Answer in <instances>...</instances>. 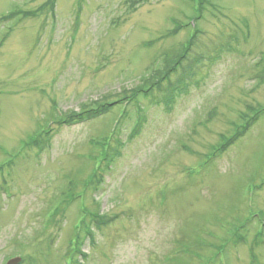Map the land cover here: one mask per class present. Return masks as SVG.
Here are the masks:
<instances>
[{
	"label": "rangeland",
	"instance_id": "1",
	"mask_svg": "<svg viewBox=\"0 0 264 264\" xmlns=\"http://www.w3.org/2000/svg\"><path fill=\"white\" fill-rule=\"evenodd\" d=\"M198 4L0 0V264H264V0Z\"/></svg>",
	"mask_w": 264,
	"mask_h": 264
},
{
	"label": "trees",
	"instance_id": "2",
	"mask_svg": "<svg viewBox=\"0 0 264 264\" xmlns=\"http://www.w3.org/2000/svg\"><path fill=\"white\" fill-rule=\"evenodd\" d=\"M202 2H203V0H199V11L197 12V15L196 16H198V15H200V13H201V9H202V7H204V5L202 4ZM195 16V18H194V21H195V19L197 18ZM164 61H166V67H167V69H166V71L164 72V75H166V74H168V72H169V70H170V68L171 69H173V67H170V62L168 63L167 61H168V59H167V55H166V58H165V55H164ZM174 66V65H173ZM166 67H163V69H165ZM155 72H158V71H155ZM145 81L148 83V82H150V78L148 77V79H145ZM149 84V83H148ZM158 86V85H160V82H158V83H150L147 87H144V88H142L141 90H136V91H145V92H147L148 91V89H150L151 87H153V86ZM141 88V87H140ZM140 88H138V89H140ZM244 116L246 117V119H248L247 118V115H245L244 114ZM246 122V121H245ZM244 127H247V124L246 123H244ZM239 131V130H238ZM232 137H230V139L229 138H226V139H224L222 142H221V149L222 148H224L226 145H227V143L228 142H230V141H232L233 139H231ZM257 178V176L255 175V176H252L249 180L250 181H248L247 182V184L245 185V187L247 188V190H249V191H251V192H253L255 189H257L258 188V185L256 186H252L251 184H252V182L255 180ZM255 214H257V215H259V218H260V220H261V218H262V213H255ZM250 217H253V214H250L249 215ZM100 220V217L99 216H94L93 217V221H98V219ZM238 220H240V217H236V218H234V222L232 223V227H233V229H231L230 227H228V225H227V229H228V233L227 234H225L223 237H221L219 240V244H216V243H212V244H210V246L212 247V249H214V251H215V253H213V255L211 256V258L212 257H215L216 258V260H219V254H221L223 251H224V249H225V247L227 246V244L229 243V242H234V243H240V242H243V241H245V235H244V233L241 231V232H238L239 231V229L240 228H243L242 227V225H239L238 224ZM243 226H245V225H243ZM89 230V229H88ZM263 240H264V230H263V228L262 227H259L258 228V230H257V232L255 233V236H254V240H253V244L254 245H257V244H259L260 242H263ZM253 246H251V248H252ZM255 247V246H254ZM210 258V259H211ZM209 260V259H208ZM214 260V259H213ZM214 262V261H213Z\"/></svg>",
	"mask_w": 264,
	"mask_h": 264
},
{
	"label": "water",
	"instance_id": "3",
	"mask_svg": "<svg viewBox=\"0 0 264 264\" xmlns=\"http://www.w3.org/2000/svg\"><path fill=\"white\" fill-rule=\"evenodd\" d=\"M20 261V258H13L7 262V264H17Z\"/></svg>",
	"mask_w": 264,
	"mask_h": 264
}]
</instances>
